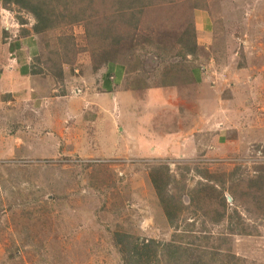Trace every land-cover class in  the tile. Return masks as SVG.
I'll return each mask as SVG.
<instances>
[{
  "label": "rangeland",
  "instance_id": "obj_1",
  "mask_svg": "<svg viewBox=\"0 0 264 264\" xmlns=\"http://www.w3.org/2000/svg\"><path fill=\"white\" fill-rule=\"evenodd\" d=\"M66 2L72 9L62 0H45V7L64 16L35 34L40 77L31 83L38 90L26 92L23 84L7 89L0 77V264H127L116 235L124 233L162 243L175 237L192 251L191 259L200 249L205 258L206 251L219 249L222 261L214 264H264V208L243 190L264 166V0H142L137 5L142 11L132 18L122 9L127 22L116 0ZM7 8L20 12L15 4ZM82 8L85 17L73 22L74 11L83 15ZM201 13L210 14L209 29L199 26ZM89 14L98 16L101 27L113 19L111 29L123 35L115 50L108 51L100 26L87 21ZM21 15L34 33L35 15L27 10ZM189 25L195 27L197 57L186 54L179 41ZM18 29L10 28L6 42ZM7 36L0 31L3 69L10 66V55H2ZM64 43L75 46L68 56ZM108 52L127 66V75L99 104L98 73L105 66L100 59ZM67 57L71 63L64 62ZM176 64L188 73L204 66L203 82L179 78L163 86V74ZM76 87L84 89L81 95ZM8 93L9 99L3 97ZM219 95L236 104L224 106ZM36 97L43 105H36ZM211 127L228 135L224 154L210 152L218 150L211 148ZM160 164L169 165L181 182L176 184L186 185L181 193L188 205L187 191L201 178L198 169L235 171L232 185L239 198L229 189L225 197L228 212L239 213L216 222L189 207L172 227L150 177ZM219 194L212 192L203 208H215ZM153 264L174 262L160 249Z\"/></svg>",
  "mask_w": 264,
  "mask_h": 264
},
{
  "label": "trees",
  "instance_id": "obj_2",
  "mask_svg": "<svg viewBox=\"0 0 264 264\" xmlns=\"http://www.w3.org/2000/svg\"><path fill=\"white\" fill-rule=\"evenodd\" d=\"M64 3L65 8L72 9L71 6L68 7L66 0H62ZM119 4L118 6V14L119 16L123 17V21H129L127 20L129 16H125L121 13L122 9H129L132 13L131 18L134 17V15L142 11L137 8V5L139 4V1L142 2V0H116ZM53 2V1H52ZM57 5L56 2H53ZM75 3V1L73 2ZM3 4L7 7H9L12 4H15L19 7V11L22 12L23 10H27L35 15L36 22L33 25V32L34 34H41L44 31H48L49 29H52L54 25L57 23V19L64 16V13L58 12V11H52L51 7L44 6L45 0H3ZM71 4V3H70ZM84 10L83 15H80L77 11H74L73 22L79 21V18L82 20L85 17L86 8H82ZM134 14V15H133ZM125 16V18H124ZM18 20L21 23H27V20L24 19V17L21 14L17 15ZM87 21L90 22L91 25H98L100 26V22H98V16L89 14V17ZM113 21V19H110V21H105L100 26V35L99 37L104 39L106 41V47L109 49L108 51L115 50L120 43H122L123 35L120 33H117L116 31L111 29L110 23ZM106 26V27H103ZM98 30V28H95ZM90 32V31H89ZM22 34H30L29 30H22ZM6 35H8V32H6ZM3 50L2 55L5 59V53L8 52V47L6 46V39H3ZM179 41L182 44V46L186 49V54H193L194 57L198 56V43L196 40V34H195V27L193 25V28H191V25L187 27V29L184 31L183 35L179 37ZM99 42V40H98ZM70 47L66 46V43H64V56H68L69 52H72V50H75V46L71 45L69 43ZM111 48V49H110ZM115 52H113L114 56ZM112 55V53L109 54V52L100 59V62L103 64H109V63H115L117 62L114 58H110L109 56ZM39 57L36 58V62H40ZM66 58H64L65 60ZM38 60V61H37ZM63 61V60H62ZM67 63L72 62V57H67V59L64 61ZM124 65V64H123ZM174 68L170 69V71H167L162 76V85H168L171 84L176 85L175 83L178 82L179 78H182L181 80L184 83H189L191 81H194V69L191 71H186L185 68L180 67L182 64H176L173 65ZM37 69H39L38 66H36ZM101 68V64L96 65L95 69ZM35 70L34 72L37 73L38 70ZM62 74V71L57 72V75L60 76ZM83 89V88H82ZM84 90V89H83ZM226 144L224 142H221L220 137L218 135L214 136V143L213 147H218V150H212L210 151L212 154H219L223 153L226 149ZM188 171L191 170L189 166ZM239 170V169H238ZM237 171V170H236ZM198 174L200 175V179L195 183V185L188 189V195L190 198V204H186L183 199V192L186 190V185L183 183L182 185L176 184L181 183L180 181H177L176 176L173 174V171H171L169 165H158L154 167L150 173L151 180L153 182V185L157 191V195L160 201V204L163 207L164 213L167 216L169 223L172 227H178L179 223L181 221V217L183 213L191 207L192 212L194 214H197L198 211H203L204 214H209L210 218H212L213 221L221 222L223 219L228 217L229 219H234V215L238 214L239 211L236 208H233L231 212H228L230 206L227 202V199L225 197V190L229 189V192L231 195H233L234 199H238V191H236L235 187H233L232 183H236V179L238 177L235 174V171H232L230 173H221V174H211L207 170L198 169ZM238 172V171H237ZM228 177V178H227ZM229 179V182H227ZM177 186L176 190L174 189L173 185ZM236 185V184H235ZM239 185H241V182H239ZM243 190L247 189V196L249 197V201L253 202L255 204H258L259 207L262 209L264 208V166L262 169H260L259 175L255 177H250L248 179L247 183L243 185ZM218 191L221 195L219 198L220 203L216 204L215 208H203L206 204V198H208L210 195H212V192ZM262 199V203L258 202ZM258 202V203H256ZM219 204H221V208H219ZM250 210V207H248ZM242 221V220H241ZM237 223V222H236ZM195 223L190 222L187 223L186 228L191 231ZM188 232V231H184ZM118 237V243L122 242L124 246H122V251L125 250L126 257L124 256V259L127 264H153L156 261H158V256L160 249L164 251V254L168 260H171L174 262V264H180L177 263L181 262L184 259L191 260L190 264H214L213 262L215 260H221L219 259L218 255L220 250L218 249L215 253L206 251L207 257L205 258L203 255H205L204 250H201L200 254H197L198 258L191 259L192 251H190L187 246L182 245V242L180 240L178 241L175 237L166 243L158 242L154 239H148L140 240L139 238H134L129 233L124 234H116ZM176 236V235H175ZM181 237H189V235H181ZM184 238H181V240ZM206 239V237H204ZM221 239L219 245L221 246ZM224 239H222V242ZM184 244V243H183ZM221 248V247H220ZM194 251V250H193ZM212 254V255H211ZM214 254V255H213ZM222 261V260H221ZM223 264V263H221Z\"/></svg>",
  "mask_w": 264,
  "mask_h": 264
},
{
  "label": "crops",
  "instance_id": "obj_3",
  "mask_svg": "<svg viewBox=\"0 0 264 264\" xmlns=\"http://www.w3.org/2000/svg\"><path fill=\"white\" fill-rule=\"evenodd\" d=\"M18 14H21V12L13 10L12 8H7V6L3 4V0H0V31L3 32V34H6V32H8V36L5 39L6 40L10 39L11 32L9 30L12 26H15V24H17V26L19 27L18 29L19 34L18 35L15 34L13 36L14 38L6 43V46L8 47V52L5 53V59L8 57V54H9L10 57L8 58V63H10V66L8 69L6 68L3 69V66L2 68H0V77L2 76L4 81L7 83L6 84L7 89H15V88L18 89L19 86L23 84V86L27 85L25 87L26 92L29 91L31 93V92H34L33 90L35 91L38 90L36 84L33 85L31 83V80L34 78V82H36L39 80L38 78L40 77V74H39L40 70L36 68V64H35L36 58L38 57L39 52H40L39 41H38L37 36L34 33L22 34V30L24 29L30 30V29H28L27 23H21L18 20V17H17ZM209 17H210V14H207V13H201L200 15H198V18H199L198 24L201 28L204 27L206 29H209V24L211 21ZM10 23H13L14 25H10ZM204 32L206 31L204 30ZM202 67L204 66H201V65L194 66L193 68L194 69L193 74L195 77L194 83L199 84L203 82L204 77H203ZM36 69L39 71L35 74L34 71ZM99 73H98V76H100V79H99L100 93L99 95L97 94L95 95L99 96L100 101L98 98V102L99 104H101L100 102L102 101V98L105 94L107 93L111 94L113 93L115 86L123 85L124 80L127 75L126 74L127 66L125 64L123 65V63H120V62L109 63V64H105V66L103 67L102 70H100ZM35 75H39V76H35ZM95 75L97 74H93V76ZM35 77H37V79ZM27 81H28V84H27ZM83 82H86L85 76H84ZM13 84L14 86H12ZM157 92H159V97H163L161 91H157ZM8 94L9 95L3 96V97H5L6 99H9L11 95L10 93ZM110 94H108L107 97ZM43 97L44 96H42L41 98L43 99ZM111 97L112 98L114 97L113 98L114 105L116 106L117 109H120L121 111L122 105L118 104L119 101H118L117 94H112ZM219 97L221 98L222 101L223 100L225 101L224 106H227L230 104L232 105L236 104V103L234 104V100L231 101V98L229 99V101L227 100L229 102L228 103L226 102L225 98H223V96L219 95ZM41 98L39 99L37 97L33 98L35 99L37 106L43 105L42 102H40ZM209 130L210 131L215 130L213 131L214 136L218 135L220 137L221 142H224V143L228 142L229 140L228 135L225 133V131L221 132L218 129H213L212 127ZM163 136H165V134Z\"/></svg>",
  "mask_w": 264,
  "mask_h": 264
},
{
  "label": "built area",
  "instance_id": "obj_4",
  "mask_svg": "<svg viewBox=\"0 0 264 264\" xmlns=\"http://www.w3.org/2000/svg\"><path fill=\"white\" fill-rule=\"evenodd\" d=\"M74 92H75V93H77V94H79V95H81V94L83 93V89H82V88H80V87H76V88L74 89ZM211 148H213V146H212ZM214 148H216V147H214ZM210 158H211V160H212L213 162H215V161H216V159H215V158H213V156H212V157H210Z\"/></svg>",
  "mask_w": 264,
  "mask_h": 264
}]
</instances>
